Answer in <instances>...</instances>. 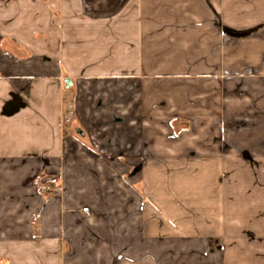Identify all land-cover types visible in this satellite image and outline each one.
<instances>
[{
	"label": "crops",
	"instance_id": "0c3cea01",
	"mask_svg": "<svg viewBox=\"0 0 264 264\" xmlns=\"http://www.w3.org/2000/svg\"><path fill=\"white\" fill-rule=\"evenodd\" d=\"M43 158L38 264H264V0H0V164Z\"/></svg>",
	"mask_w": 264,
	"mask_h": 264
},
{
	"label": "rangeland",
	"instance_id": "374dc122",
	"mask_svg": "<svg viewBox=\"0 0 264 264\" xmlns=\"http://www.w3.org/2000/svg\"><path fill=\"white\" fill-rule=\"evenodd\" d=\"M65 110L63 111L62 115V123L63 125H68L71 121L69 112L71 111L70 105H67L65 103L64 106ZM70 115V116H69ZM70 121H69V120ZM13 166H17V170L13 169ZM264 167V165H262ZM259 168V165H258ZM32 170L29 172V170ZM16 171L18 174L24 171L28 175L27 179L24 181V186H18V180L14 179L12 176L11 171ZM0 171L1 173H5L7 175L6 179H0V191L2 194V199H7L8 201V195L7 193H12L11 191H17L19 196H16L17 199L11 200L10 202H7L6 200L2 201L1 203V210H0V224L5 225V228L0 229V240L3 239H9L10 235H14L15 239L21 240V242L18 243H12V244H0V252L6 254L13 253L14 259H10L7 257H2L3 260L0 262V264H38V261L36 259V256L32 253L27 252V248L30 246V238L28 236V228L26 227L28 225L27 223L24 225V219L25 214L22 211H14L13 206L17 207L20 195L22 197V193H33L34 194V202L33 207H36L40 201H44L46 197L48 196V193H51L52 189L55 186V183L51 179H46L47 176H52L54 173L52 172V166L49 163V159L43 158V161L36 165L32 162H28L26 165L21 166L20 164H0ZM8 173H11L12 176L10 180H8ZM5 177V176H4ZM259 181V180H258ZM17 182V185H14V183ZM21 199V198H20ZM11 204V208L4 209L5 207L9 206ZM3 207V208H2ZM39 220V213L35 212L32 214L29 220L30 227L34 229V231H38L39 228L37 227L36 222ZM6 221V224H5ZM26 241V242H25ZM26 248V249H25ZM71 248H69L70 252ZM33 251H39L40 256L43 257L42 262H46V256H44V253L41 252L40 249H34ZM40 257V258H41ZM42 264V263H40Z\"/></svg>",
	"mask_w": 264,
	"mask_h": 264
},
{
	"label": "built area",
	"instance_id": "2783aa9c",
	"mask_svg": "<svg viewBox=\"0 0 264 264\" xmlns=\"http://www.w3.org/2000/svg\"><path fill=\"white\" fill-rule=\"evenodd\" d=\"M70 114H72V110L69 112ZM70 116V115H69ZM70 119H71V116H70ZM69 120V119H68ZM70 121V120H69ZM88 208L87 207H83L82 208V211L84 212H87Z\"/></svg>",
	"mask_w": 264,
	"mask_h": 264
},
{
	"label": "trees",
	"instance_id": "16d2710c",
	"mask_svg": "<svg viewBox=\"0 0 264 264\" xmlns=\"http://www.w3.org/2000/svg\"><path fill=\"white\" fill-rule=\"evenodd\" d=\"M2 260L0 259V262H1Z\"/></svg>",
	"mask_w": 264,
	"mask_h": 264
}]
</instances>
